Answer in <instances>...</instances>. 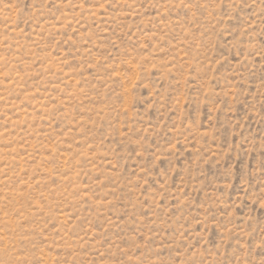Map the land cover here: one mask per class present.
Returning <instances> with one entry per match:
<instances>
[{"label":"rangeland","instance_id":"374dc122","mask_svg":"<svg viewBox=\"0 0 264 264\" xmlns=\"http://www.w3.org/2000/svg\"><path fill=\"white\" fill-rule=\"evenodd\" d=\"M0 264H264V0H0Z\"/></svg>","mask_w":264,"mask_h":264}]
</instances>
